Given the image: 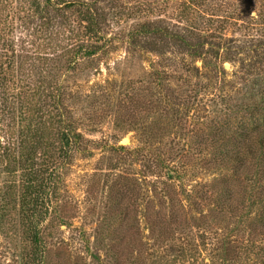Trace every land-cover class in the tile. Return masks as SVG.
<instances>
[{
    "label": "rangeland",
    "instance_id": "rangeland-1",
    "mask_svg": "<svg viewBox=\"0 0 264 264\" xmlns=\"http://www.w3.org/2000/svg\"><path fill=\"white\" fill-rule=\"evenodd\" d=\"M93 1L107 13L103 48L50 74L76 143L66 155L48 151L50 159L38 149L32 164L20 166L25 129L14 125L10 148L0 131V204L9 185L15 198L0 222V264L30 263L21 206L36 198L46 207L38 264H264V202H255L264 201V150L254 141L264 109L261 119L252 106L264 94V0H193L213 17L219 43V58L213 50L205 66L171 41L159 50L156 37L128 39L132 26L165 9L158 24L172 29V9L183 0ZM63 13L76 29V12ZM53 14L67 39L61 43L74 47ZM83 40L89 46L95 38ZM44 135L57 143V135ZM161 159L181 178L161 177ZM32 176L39 187L29 192Z\"/></svg>",
    "mask_w": 264,
    "mask_h": 264
},
{
    "label": "trees",
    "instance_id": "trees-1",
    "mask_svg": "<svg viewBox=\"0 0 264 264\" xmlns=\"http://www.w3.org/2000/svg\"><path fill=\"white\" fill-rule=\"evenodd\" d=\"M201 4L193 0H183L178 7L174 6L175 8L172 9L175 11L174 17L173 14L172 17L176 22L172 23V29L158 24L159 22L163 23V20L160 19L166 16L168 9H165L158 14L159 18L156 21L136 23L132 26L128 30V39L136 43L141 42L142 37H156L153 44L154 48L157 46L159 50L166 49L167 43L171 41L176 49H179L178 52H184L189 57L200 60L205 66L207 57L213 50L214 57L219 58L215 51L219 43L215 45L212 42L215 38L214 31H210L213 17L207 15V11L200 8ZM68 7L77 14L76 29L72 24L74 21L63 13L64 9ZM53 12H59L64 19H61L63 30L73 33L71 41L75 44L74 47L69 46L68 48L67 44L64 46L61 43L67 39L65 35L63 37V31L56 24L58 19ZM105 16L107 13L103 7L93 0L82 1L80 4H75L70 0H0V131H2V135H7V144L10 148L9 141L14 136V125L22 128L23 131L25 129L23 141L21 140L25 153L20 152V166L32 164L38 149L43 154H47L50 159L51 154L48 151L54 148L59 150L64 148L61 154L65 153L66 155L69 145L76 143L74 137L78 138L79 134L72 131L71 122L69 123L64 116L66 108L60 101L62 92L50 74L56 66L60 69L66 66L73 69L79 58L94 55L103 48L106 40L102 18ZM191 17L194 19L195 17L205 18L207 24L205 23L204 26L197 24L193 27L182 24V21L189 20ZM260 18L259 14L258 19ZM69 22L72 24V29L68 27ZM177 27H181V30H178ZM238 27L241 30L248 28L244 22L240 23ZM16 32H19V37ZM84 37L95 38L96 42L93 41L94 44L88 46L84 43L86 40H83ZM193 38L196 41H193ZM218 38L222 39L223 36L219 35ZM157 39L159 42L155 43ZM160 42L162 43L160 44ZM205 44H208L209 47L210 45L214 46V49L209 47L205 49ZM261 69H264L263 63L259 65V70ZM252 106L255 107V113L262 119L260 109H264V94ZM257 131L254 141L258 149L264 150V128ZM44 132L57 135V143H54L55 140L48 139ZM239 132L245 136L242 130ZM3 152L2 150L1 156H3ZM236 155L238 156V154ZM236 160H239L238 157ZM156 166L161 170L160 176L165 180L170 181L182 176L178 169L168 165L165 160H158ZM36 180V177L32 176L30 182L26 184V189L29 192H32V189L37 190L39 187ZM187 198L189 199L188 196ZM1 200L0 222L3 220L4 213L7 212L6 209L13 207L15 202L14 190L11 185L6 188ZM258 201L264 202L262 198L255 200V202ZM40 203L37 198L23 199L24 205L21 206L26 230L30 233L31 245L28 252H30L31 259L29 264H38L40 255L38 250L42 246L37 226L41 214L39 212L46 207ZM261 218L264 221V215ZM251 244L245 242V249L249 248ZM259 247L264 249V242Z\"/></svg>",
    "mask_w": 264,
    "mask_h": 264
},
{
    "label": "water",
    "instance_id": "water-1",
    "mask_svg": "<svg viewBox=\"0 0 264 264\" xmlns=\"http://www.w3.org/2000/svg\"><path fill=\"white\" fill-rule=\"evenodd\" d=\"M126 139H127V138H123V139L121 140V142H125ZM126 143H128V141H127Z\"/></svg>",
    "mask_w": 264,
    "mask_h": 264
}]
</instances>
